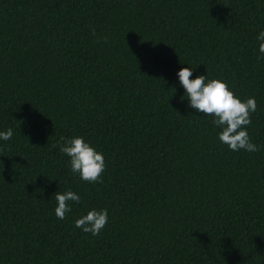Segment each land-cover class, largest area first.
<instances>
[{"label":"trees","instance_id":"16d2710c","mask_svg":"<svg viewBox=\"0 0 264 264\" xmlns=\"http://www.w3.org/2000/svg\"><path fill=\"white\" fill-rule=\"evenodd\" d=\"M262 30L264 0H0V264H264ZM181 67L256 98L259 151L220 142ZM74 136L102 182L54 147ZM92 209L98 236L75 227Z\"/></svg>","mask_w":264,"mask_h":264},{"label":"clouds","instance_id":"9594fccd","mask_svg":"<svg viewBox=\"0 0 264 264\" xmlns=\"http://www.w3.org/2000/svg\"><path fill=\"white\" fill-rule=\"evenodd\" d=\"M93 35H96L93 29ZM107 42V37H104ZM259 58H264V30L256 37ZM99 42V40L97 41ZM192 67H181L177 76L184 89V95L188 99V107L207 116H212V123L222 130L218 133L221 143L226 144L232 151L245 150L247 152L259 151L258 146L251 142L247 127L251 124V114L256 111L255 97H249L242 101L228 85L220 79H207L206 75H193ZM174 91V89H173ZM13 130L8 128L0 132V139L10 140ZM54 147L70 158V167L73 173H78L83 181L88 183L102 182L101 176L105 171V159L101 152L90 146L83 137H61ZM55 215L59 220L66 218V213L71 210L69 202L79 203L80 196L68 190L64 193L56 192ZM108 223L107 209H92L86 215L75 220V227L85 233L98 236Z\"/></svg>","mask_w":264,"mask_h":264}]
</instances>
